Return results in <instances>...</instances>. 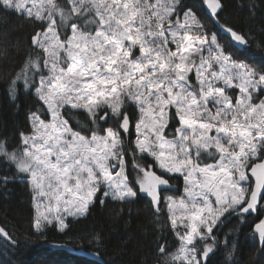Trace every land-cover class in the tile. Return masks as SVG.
<instances>
[{"label": "snow or ice", "instance_id": "6c2138e0", "mask_svg": "<svg viewBox=\"0 0 264 264\" xmlns=\"http://www.w3.org/2000/svg\"><path fill=\"white\" fill-rule=\"evenodd\" d=\"M202 5L198 15L184 0H0V22L33 25L8 81L14 99H34L29 129L15 148L0 142V156L31 186L35 232L66 231L101 192L166 207L178 248L159 247L163 264H205L223 224L254 214L264 246V66L233 58L247 44L221 24V0ZM71 110L90 119L74 128ZM181 179L183 194L165 196ZM0 237L16 243L2 227Z\"/></svg>", "mask_w": 264, "mask_h": 264}, {"label": "trees", "instance_id": "16d2710c", "mask_svg": "<svg viewBox=\"0 0 264 264\" xmlns=\"http://www.w3.org/2000/svg\"><path fill=\"white\" fill-rule=\"evenodd\" d=\"M221 2V24L243 35L247 42V48L241 49L242 56L233 58L255 67L264 66V0ZM184 3L198 15L203 14L202 0H184ZM204 22L207 31L220 35L211 19ZM33 34L31 22L15 14L8 23L0 22V142L6 140L10 148H15L20 133L29 129L26 113L34 99L23 92L14 99L8 81L24 64ZM226 40L227 37H223L220 43L225 45ZM233 51L229 46L226 54ZM65 119L77 128L84 126L90 117L81 110H71ZM5 176L14 178L15 182L6 187L0 183V227L16 243L0 237V264H163L159 247L165 246L169 253L178 247L166 207L155 213L144 195L121 203L103 198L98 192L97 201L86 217H69L66 231L49 226L42 236L34 229L30 184L0 156V177ZM173 190L176 194L180 192L181 180L173 182ZM175 193L173 195L178 196ZM256 219L253 215L244 222L235 218L226 221L216 234L218 244L214 254L202 258L205 264H264L261 250L264 246L252 235V222Z\"/></svg>", "mask_w": 264, "mask_h": 264}, {"label": "rangeland", "instance_id": "374dc122", "mask_svg": "<svg viewBox=\"0 0 264 264\" xmlns=\"http://www.w3.org/2000/svg\"><path fill=\"white\" fill-rule=\"evenodd\" d=\"M175 190V189H174ZM174 190L172 189V191H169L168 192V194L169 195H173V193H175L174 192ZM176 194V193H175ZM183 194V180L181 179V190H180V192L178 193V194H176V195H178V196H175V197H180L181 195ZM174 196V195H173ZM102 197H103V195H102ZM104 198V197H103ZM33 206H34V202H33ZM34 211H35V209H34ZM166 212H167V210H166ZM167 215H168V220H169V223H170V219H169V214H168V212H167ZM69 218V217H68ZM67 218V219H68ZM73 218H76V217H73ZM261 218H264V216H262ZM170 226H171V223H170ZM56 227L58 228V230H59V225L58 224H56ZM176 237V236H175ZM176 239H177V237H176ZM178 248V247H177ZM177 248H176V250H177ZM176 250H174L173 252H175ZM173 252H170V253H173ZM166 258H170V256L169 257H165L164 255L162 256V259H163V261L166 259ZM156 263H158V264H161V263H159V262H156ZM155 263V264H156Z\"/></svg>", "mask_w": 264, "mask_h": 264}, {"label": "water", "instance_id": "95a60500", "mask_svg": "<svg viewBox=\"0 0 264 264\" xmlns=\"http://www.w3.org/2000/svg\"><path fill=\"white\" fill-rule=\"evenodd\" d=\"M239 34V33H238ZM245 41H246V39H245ZM246 44H247V42H246ZM243 49V48H242ZM263 57H264V55H263ZM255 215V214H254Z\"/></svg>", "mask_w": 264, "mask_h": 264}, {"label": "bare ground", "instance_id": "6f19581e", "mask_svg": "<svg viewBox=\"0 0 264 264\" xmlns=\"http://www.w3.org/2000/svg\"><path fill=\"white\" fill-rule=\"evenodd\" d=\"M156 264H158V263H156Z\"/></svg>", "mask_w": 264, "mask_h": 264}]
</instances>
